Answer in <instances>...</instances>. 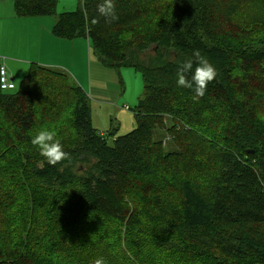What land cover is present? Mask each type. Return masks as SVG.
Listing matches in <instances>:
<instances>
[{"label": "trees", "instance_id": "1", "mask_svg": "<svg viewBox=\"0 0 264 264\" xmlns=\"http://www.w3.org/2000/svg\"><path fill=\"white\" fill-rule=\"evenodd\" d=\"M13 1L21 18L56 15L58 38H88L105 68L139 72L144 92L136 128L118 135L94 128L89 94L65 70L31 63L14 90L0 86V222L15 221V196L24 218L1 237L0 264H55L37 220L58 213L85 239L65 264H264V0H116L111 22L102 0L62 14L59 0ZM197 50L217 70L202 98L176 86ZM41 128L66 159L39 155Z\"/></svg>", "mask_w": 264, "mask_h": 264}, {"label": "crops", "instance_id": "2", "mask_svg": "<svg viewBox=\"0 0 264 264\" xmlns=\"http://www.w3.org/2000/svg\"><path fill=\"white\" fill-rule=\"evenodd\" d=\"M75 4L76 0H73L72 5L70 4V6L66 7L64 3L62 5L61 0L58 1L55 9L56 14L66 13L65 11L67 10L75 9ZM80 5L81 2L79 0V8ZM57 9H61L60 12ZM55 21L56 15L32 18L18 17L15 14L13 0H0V64L6 67L12 82L15 80V75L17 77L26 75L28 70H26V67L24 68V65L27 63H38L43 66L65 70L93 97V85L101 86L105 83L101 78H98L101 69L108 68L102 66L98 57L92 51L88 38L81 37L74 40H65L54 36L52 30ZM22 28H24L27 35L23 42L20 39ZM21 47L30 52L35 51L38 54L30 55L31 58H26L25 60L15 58L16 56L14 55H17V51H24ZM24 52L27 53L26 51ZM92 58H94L93 64L91 63ZM18 68L22 70L14 73L13 70ZM129 69L132 68H122L121 71H116L117 73L113 71L115 74L113 83H118L119 76L129 77L130 71H127ZM102 99L103 97L98 93L97 101L100 103ZM133 103H136V101H133ZM110 105H112V109L109 111H104L100 106L99 115L95 114L93 105L91 106L94 128L103 134L113 127H117L120 131L118 135L125 133L123 131L128 132L136 128L137 124L131 107L127 105L121 107L118 104ZM128 111H131V118L127 116ZM116 121H119L120 126Z\"/></svg>", "mask_w": 264, "mask_h": 264}, {"label": "rangeland", "instance_id": "3", "mask_svg": "<svg viewBox=\"0 0 264 264\" xmlns=\"http://www.w3.org/2000/svg\"><path fill=\"white\" fill-rule=\"evenodd\" d=\"M61 1H62V5L64 3V6L66 7L70 6V4L72 5L73 3V0H61ZM74 8L75 9L67 10L65 12L78 10L79 0H76V4ZM57 10L60 12L61 9H57ZM29 20H25V21H29ZM26 37H27L26 32L24 28H22L21 34H20L21 42H23L26 39ZM21 48L23 49V47ZM23 50L26 51L27 53H25L22 50L17 51L18 52L17 55H14L16 56L15 58L25 60L26 58H31L30 55L38 54L35 51L30 52L25 49ZM173 57L174 56L172 55V58ZM91 63L92 64L94 63V58H92ZM30 64L31 63L25 64L24 68L26 67L27 68L26 70H29ZM18 70H22V69L18 68L16 70H13V72L16 73ZM113 71L115 70H109V69L102 70L101 69V73L98 75V78H101L105 83L101 86H97L95 84L93 85V93H92L93 97L90 95L91 93H89V91L87 92L89 94L90 99L92 98L91 104L93 105L92 107H93V110H95L96 115L100 114V110H99L100 106L102 107L104 111H109L110 109H112V105L110 104H118L121 107L127 105L131 107L132 109H134L138 105L139 99L142 97L141 94H143L144 92V82L142 79L143 76H141L139 73H136L135 70L133 69L127 70V71H130L129 77H126V76L122 77V76H119V74H117L120 78L118 79V83L116 84L113 83V81H115V76H114L115 74ZM27 72L28 71H26V74ZM24 76L25 75H23V77H17L15 75V80L13 81V83L16 85V87L20 85ZM98 93H100V95L103 97L100 103L97 101ZM133 101H136V103H133ZM130 113L131 111H128L127 116L129 118H131ZM116 122L119 125V121H116ZM132 130L128 132H131ZM123 132H125L123 134L128 133L127 131H123ZM172 145L173 144L168 143L167 148H169L170 146L172 148ZM205 165H206V168H204V174L213 172L215 168L213 165L212 155L209 156ZM16 202H17V199L15 196V200L13 204L10 205L11 208L9 210L10 213L15 218V221H9L8 223L7 218L4 216L5 218L0 222V233H1L0 256L8 251V244H6V242H4L1 237L8 239L10 241V236L12 235L13 230H16L19 224L24 221V218H22L19 212L17 211ZM2 213L5 214V210H3ZM59 214L60 213L52 214L50 216L43 217V218H39L37 222H38V225L40 226V230L43 233L45 232V236L43 240L44 243H42V247L45 248L46 251L49 252L54 257L55 264H65L63 258H67L71 262L78 259L79 254L81 253V245L82 243L85 242V239L77 228L63 222L61 220L63 217L60 218ZM108 236L110 235L108 234ZM112 239L113 238H111V243H113L114 241ZM161 258H162L161 254L155 255L150 260L149 264H162ZM91 264H93V262ZM165 264H204V263H200V262H197V263L195 262L182 263L181 262L180 263L172 258L166 261Z\"/></svg>", "mask_w": 264, "mask_h": 264}, {"label": "clouds", "instance_id": "4", "mask_svg": "<svg viewBox=\"0 0 264 264\" xmlns=\"http://www.w3.org/2000/svg\"><path fill=\"white\" fill-rule=\"evenodd\" d=\"M96 11L98 16L105 18L107 22L118 19L116 0H102ZM194 57L196 64L194 71L192 61L183 64L177 70L176 86L192 90L195 94L194 98H202L205 96L209 83L215 79L217 70L198 50L194 52ZM189 73L191 74L190 78ZM30 142L49 164L55 165L67 158L68 154L56 130L41 128L31 137ZM93 264H105V260L102 257H97Z\"/></svg>", "mask_w": 264, "mask_h": 264}, {"label": "built area", "instance_id": "5", "mask_svg": "<svg viewBox=\"0 0 264 264\" xmlns=\"http://www.w3.org/2000/svg\"><path fill=\"white\" fill-rule=\"evenodd\" d=\"M0 86L2 90L10 91L16 88V85L11 81V76L5 66L0 68Z\"/></svg>", "mask_w": 264, "mask_h": 264}, {"label": "bare ground", "instance_id": "6", "mask_svg": "<svg viewBox=\"0 0 264 264\" xmlns=\"http://www.w3.org/2000/svg\"><path fill=\"white\" fill-rule=\"evenodd\" d=\"M128 109V108H127Z\"/></svg>", "mask_w": 264, "mask_h": 264}]
</instances>
